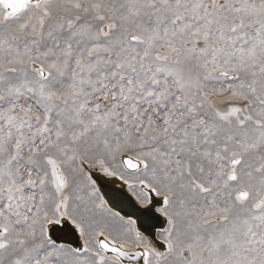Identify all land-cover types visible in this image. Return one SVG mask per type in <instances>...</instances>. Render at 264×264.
Listing matches in <instances>:
<instances>
[{"label": "snow or ice", "instance_id": "1", "mask_svg": "<svg viewBox=\"0 0 264 264\" xmlns=\"http://www.w3.org/2000/svg\"><path fill=\"white\" fill-rule=\"evenodd\" d=\"M0 264H264V0H0Z\"/></svg>", "mask_w": 264, "mask_h": 264}, {"label": "bare ground", "instance_id": "2", "mask_svg": "<svg viewBox=\"0 0 264 264\" xmlns=\"http://www.w3.org/2000/svg\"><path fill=\"white\" fill-rule=\"evenodd\" d=\"M103 179V178H102ZM109 187L111 188H117L118 190L116 191V194H114V190L110 189ZM101 191L103 192V194L105 195V198L107 199L108 198H111L112 201L115 203V204H118L119 206H121V208H124L123 210H120L118 208H116L117 210H120L122 212V214H133L135 212V208L125 199H117V195H119V191L124 193H129L132 195V193L127 190L126 188H124L121 184H119L118 182L116 181H113V180H103V183L101 184ZM124 191V192H123ZM111 193V194H110ZM108 195V196H107ZM121 195V194H120ZM115 199V200H114ZM110 201V200H109ZM110 203H112L110 201ZM75 237L72 236V235H69L68 239L71 241L73 240Z\"/></svg>", "mask_w": 264, "mask_h": 264}, {"label": "water", "instance_id": "3", "mask_svg": "<svg viewBox=\"0 0 264 264\" xmlns=\"http://www.w3.org/2000/svg\"><path fill=\"white\" fill-rule=\"evenodd\" d=\"M110 189H112V190H114L115 192H114V194H116V191L118 190L117 188H111V187H109ZM124 192V191H123ZM119 193L121 194H119V195H117V199H123V198H125L134 208H135V210H136V208L138 207V205L136 204V202H135V200L133 199V196L131 195V194H129V193H126V192H124V193H122V192H120L119 191ZM111 194V193H110ZM108 196V195H107ZM107 199H109L112 203V205L114 206V207H116V208H118V209H120V210H123L124 208H121V206H119L118 204H115L113 201H112V199L111 198H108L107 197ZM115 200V199H114ZM125 210V209H124Z\"/></svg>", "mask_w": 264, "mask_h": 264}]
</instances>
